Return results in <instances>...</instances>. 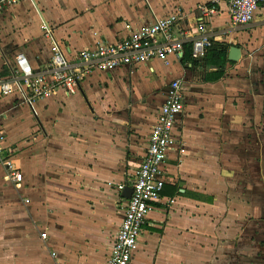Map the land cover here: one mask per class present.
I'll list each match as a JSON object with an SVG mask.
<instances>
[{
	"label": "crops",
	"instance_id": "1",
	"mask_svg": "<svg viewBox=\"0 0 264 264\" xmlns=\"http://www.w3.org/2000/svg\"><path fill=\"white\" fill-rule=\"evenodd\" d=\"M199 4L217 7L204 32L229 46L216 80H206L205 53L184 61V49L168 62L96 71L74 95L0 100L6 148L23 175L19 184L0 165V264H109L126 190L176 79L185 98L178 145L131 264H264V6L235 27L227 0H20L0 13V73L19 54L42 68L54 44L70 58L175 8L188 12L196 35ZM232 46L238 61L229 59Z\"/></svg>",
	"mask_w": 264,
	"mask_h": 264
},
{
	"label": "built area",
	"instance_id": "2",
	"mask_svg": "<svg viewBox=\"0 0 264 264\" xmlns=\"http://www.w3.org/2000/svg\"><path fill=\"white\" fill-rule=\"evenodd\" d=\"M20 0H0V13ZM229 14L235 27L253 23L264 0H227ZM214 5L199 4L197 19L190 25L200 32L191 36L185 24L188 12L175 8L150 23H127V34L116 41L97 39L89 48L81 49L68 58L59 44L52 46V58L42 68H36L25 55L19 54L9 73H0V100L17 94L26 103L49 98L59 90L74 95L88 75L135 68L154 60L168 62L170 56H182L185 45L192 42L196 56L203 55L214 44V38L204 32L205 21L218 11ZM189 24V23H188ZM97 34V33H96ZM185 110L184 87L181 79L173 80L157 114V122L149 135L143 158L135 172L132 195L124 219L113 243L109 264H131L132 254L143 232L147 217L162 201L165 187V165L169 153L178 145L175 129ZM7 134L0 128V165L9 171L12 180L21 183L22 173L16 168L12 151L6 148ZM18 184V185H19ZM126 184L118 186L124 190ZM44 239L47 233H42ZM56 257V254L53 253ZM57 264H62L58 261Z\"/></svg>",
	"mask_w": 264,
	"mask_h": 264
},
{
	"label": "trees",
	"instance_id": "3",
	"mask_svg": "<svg viewBox=\"0 0 264 264\" xmlns=\"http://www.w3.org/2000/svg\"><path fill=\"white\" fill-rule=\"evenodd\" d=\"M192 45H187L185 47L184 61L192 59ZM228 45H221L214 43L211 47L207 48L205 52L206 65L212 69L208 72V81L216 80L224 74V68L229 62L228 60Z\"/></svg>",
	"mask_w": 264,
	"mask_h": 264
},
{
	"label": "water",
	"instance_id": "4",
	"mask_svg": "<svg viewBox=\"0 0 264 264\" xmlns=\"http://www.w3.org/2000/svg\"><path fill=\"white\" fill-rule=\"evenodd\" d=\"M242 52L238 46H232L230 49L229 59L231 61H238L241 58ZM133 189L131 187L127 188L126 195L130 198L132 195Z\"/></svg>",
	"mask_w": 264,
	"mask_h": 264
}]
</instances>
